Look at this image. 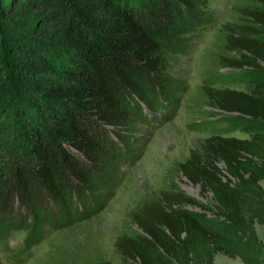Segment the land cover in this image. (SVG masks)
<instances>
[{
    "label": "trees",
    "instance_id": "trees-1",
    "mask_svg": "<svg viewBox=\"0 0 264 264\" xmlns=\"http://www.w3.org/2000/svg\"><path fill=\"white\" fill-rule=\"evenodd\" d=\"M247 1L239 22L222 26L224 49L235 55L220 60L264 75V0ZM191 6V0H0V49L14 59L12 69L0 71V219L14 207L31 212L46 200L67 203L85 192L106 131L117 136L130 125L124 96L136 82L159 89L174 27ZM247 85L205 90L210 105L239 116L236 128L249 137L210 136L177 166L211 194L210 207L174 189L159 192L129 214L140 233L115 238L119 264H213L216 254L263 264L254 226L264 228V76ZM206 213L220 222L210 223ZM9 232L2 225L3 235ZM40 238L41 231L27 232L22 250Z\"/></svg>",
    "mask_w": 264,
    "mask_h": 264
},
{
    "label": "rangeland",
    "instance_id": "rangeland-1",
    "mask_svg": "<svg viewBox=\"0 0 264 264\" xmlns=\"http://www.w3.org/2000/svg\"><path fill=\"white\" fill-rule=\"evenodd\" d=\"M191 3L186 18L174 27L168 50L169 68L159 89L152 91L136 82L124 96L130 125L117 136L106 131L94 179L85 192L67 203L46 200V206L31 212L14 207L10 216L0 219V264H119L115 238L121 232L140 233L130 223L129 214L159 192L174 189L210 207L211 194L201 192L177 166L210 136H249L236 128L240 122L236 113L209 104L205 88L246 91L248 80L264 75L248 67L231 68L220 60L222 55H235L224 49L222 26L241 20L239 8L247 5V0ZM11 57L0 49V71L13 68ZM230 78L232 81L224 80ZM216 167L221 170L222 164ZM259 185L264 191V182ZM184 207L198 215L203 213L196 207ZM205 218L212 224L220 222L210 213ZM2 225L10 227L6 236ZM254 229L264 243V228L255 225ZM29 231H41V238L23 251ZM262 261L264 264V250ZM213 264L241 262L216 254Z\"/></svg>",
    "mask_w": 264,
    "mask_h": 264
}]
</instances>
